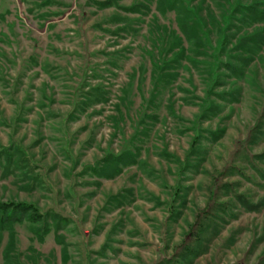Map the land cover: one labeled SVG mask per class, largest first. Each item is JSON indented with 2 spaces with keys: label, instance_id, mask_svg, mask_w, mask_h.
I'll return each mask as SVG.
<instances>
[{
  "label": "rangeland",
  "instance_id": "rangeland-1",
  "mask_svg": "<svg viewBox=\"0 0 264 264\" xmlns=\"http://www.w3.org/2000/svg\"><path fill=\"white\" fill-rule=\"evenodd\" d=\"M7 202L0 264H264V0H0Z\"/></svg>",
  "mask_w": 264,
  "mask_h": 264
},
{
  "label": "trees",
  "instance_id": "trees-1",
  "mask_svg": "<svg viewBox=\"0 0 264 264\" xmlns=\"http://www.w3.org/2000/svg\"><path fill=\"white\" fill-rule=\"evenodd\" d=\"M21 205H25V204H21ZM14 205L11 204V203H3L2 205H0V210H1V216H0V232L3 231V230H8L10 232V245L9 247H11V245L13 244V241H14V227H13V224L14 222H17V221H21L22 217H25V216H22L20 218V216H16L14 212L12 213H8L7 210H9L10 208H12ZM25 207L27 208H34L33 210L36 211V207H34L33 205H25ZM29 217V216H27ZM28 220H31V218L29 217ZM8 250V249H7Z\"/></svg>",
  "mask_w": 264,
  "mask_h": 264
}]
</instances>
